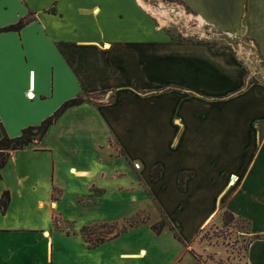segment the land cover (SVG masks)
Wrapping results in <instances>:
<instances>
[{"label": "crops", "instance_id": "obj_1", "mask_svg": "<svg viewBox=\"0 0 264 264\" xmlns=\"http://www.w3.org/2000/svg\"><path fill=\"white\" fill-rule=\"evenodd\" d=\"M175 1L155 7L147 0H0V29L26 21L18 31L0 32L6 134L16 137L64 102L85 99L40 142L11 152L7 176L1 170L0 197L7 191L9 202L0 209V264H68L88 250L83 242L77 252L63 246L53 193L62 188L64 156L89 159L103 148L125 163L107 177L135 172V183L185 245L225 209L248 225L242 264H264V0ZM171 26L186 38L248 42L251 57L240 43L231 54L175 42L167 35ZM28 155H41L42 179L29 172ZM67 171L87 180V190L106 192L87 166Z\"/></svg>", "mask_w": 264, "mask_h": 264}, {"label": "rangeland", "instance_id": "obj_2", "mask_svg": "<svg viewBox=\"0 0 264 264\" xmlns=\"http://www.w3.org/2000/svg\"><path fill=\"white\" fill-rule=\"evenodd\" d=\"M147 2L155 7L159 3L169 7L176 1L147 0ZM178 29L173 26L168 28L167 35L170 40L181 43L188 41L193 45L204 43L216 52L226 51L231 54H234V50H238L237 46L240 43L245 48V56L249 59L251 57L248 42L222 40L212 35L210 39L186 38ZM252 80L250 78L248 82ZM45 143H50V140H46ZM110 154L111 152L103 148V150L91 152L89 159L78 158L71 152L64 156V166L57 174L62 188L61 190L55 189L53 193L58 203L57 210L53 207L55 214L57 213L54 217L56 220L60 217L59 224L62 226L61 230L64 231H61V234L58 233L57 236L67 238L68 241H65L63 246L69 251L77 252V247L82 242L80 234L70 235L71 233L66 234L65 231L78 233L81 228H91L100 224L116 223L121 226L125 221L136 216L146 217V222L128 228L117 238L94 249H88L81 255L78 254L79 258L73 254L74 259L66 260L68 264H73V260H77L78 264H242L244 262L249 243L248 225L238 218L225 225L221 212L213 222L199 232L196 240L189 245H185L186 242L175 225L182 242L174 238L173 232L167 226L160 233H156L152 226L157 224L162 217L152 195L135 183L133 179L136 178L135 172L127 170L126 177L114 179L107 177V174H116L118 171L125 170L124 161L121 158H114L113 155L109 157ZM37 156L41 157V155H28L24 163L29 164L30 173L34 169L35 174L42 179L46 165ZM72 165L77 169L81 166L91 169L94 174L96 173L93 183L106 192L101 194L93 188L87 190V180L77 179V176L68 173L67 169ZM132 167L134 169L133 164ZM13 168V163L6 165L3 168L4 175L7 176ZM18 170L25 172L27 169L19 165ZM102 173H106V176H101ZM130 183L133 185L130 186ZM84 247L86 248L85 244ZM141 248L147 251L146 256L138 258L134 254H137Z\"/></svg>", "mask_w": 264, "mask_h": 264}, {"label": "trees", "instance_id": "obj_3", "mask_svg": "<svg viewBox=\"0 0 264 264\" xmlns=\"http://www.w3.org/2000/svg\"><path fill=\"white\" fill-rule=\"evenodd\" d=\"M26 23L25 20H21L18 23L2 28L0 29V32H6V31H18L24 24ZM85 101L83 97H77L70 99L66 102H64L50 117L43 120L39 125L37 126H29L24 128L20 135L16 137H9L6 132L3 130L1 124H0V131H1V137H0V179H1V170L5 167L7 164V161L10 157L11 152L18 151L24 149L26 146L32 144V143H38L40 142L43 137L45 136L48 128L70 107L77 106L82 104ZM160 167H156L152 170V178L155 179L159 176L160 173ZM9 202V193L7 191L3 192L0 197V209L2 212H4L8 206ZM222 221L225 225L228 223L234 221L236 218L235 216L230 213L229 211L222 209ZM53 222L55 224L59 223L58 220L53 219ZM145 218H140V216H136L135 218L128 219L124 222L121 226H118V224H100L93 226L91 228H82L79 231L80 237L82 239V242L86 245L87 249H94L98 247L99 245L113 240L117 238L121 233H124L127 231L128 228L135 227L139 224L145 223ZM57 226V225H56ZM167 226L172 232L174 238L182 242L181 237L178 235L176 229L174 226L165 218L162 216L161 220L157 222V224L152 226V229L156 233H160L163 228ZM97 235V237H96Z\"/></svg>", "mask_w": 264, "mask_h": 264}, {"label": "built area", "instance_id": "obj_4", "mask_svg": "<svg viewBox=\"0 0 264 264\" xmlns=\"http://www.w3.org/2000/svg\"><path fill=\"white\" fill-rule=\"evenodd\" d=\"M180 9H181V8H179L178 11H180ZM181 11H182V10H181ZM175 13L177 14V11H175ZM184 14H186V12H184ZM188 16H189V15H187V17L184 19V22H186V23L188 24V26H189L190 24H191V26H192V24H193L192 22H194V18H191V17L188 18ZM133 166H134L135 169H138V168H139V164H138V163H134Z\"/></svg>", "mask_w": 264, "mask_h": 264}, {"label": "bare ground", "instance_id": "obj_5", "mask_svg": "<svg viewBox=\"0 0 264 264\" xmlns=\"http://www.w3.org/2000/svg\"><path fill=\"white\" fill-rule=\"evenodd\" d=\"M30 97H32V95L29 94Z\"/></svg>", "mask_w": 264, "mask_h": 264}]
</instances>
